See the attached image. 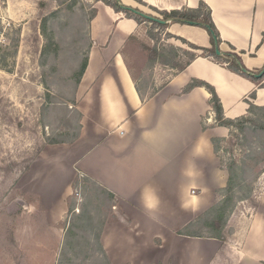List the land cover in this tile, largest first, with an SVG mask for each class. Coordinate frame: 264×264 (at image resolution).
<instances>
[{
    "label": "crops",
    "instance_id": "crops-1",
    "mask_svg": "<svg viewBox=\"0 0 264 264\" xmlns=\"http://www.w3.org/2000/svg\"><path fill=\"white\" fill-rule=\"evenodd\" d=\"M120 1L143 13L184 11L204 3L220 35L219 56L232 51L248 70H264V0ZM166 22L161 24L173 23L192 37L200 36L197 41L189 38L193 45L212 46L206 28ZM89 30L93 45L79 87L81 91L87 87L86 97L79 100L81 144L60 160L66 176L89 177L117 199L114 208L122 219L108 222L101 237L111 263L150 264L141 256L160 249L168 260L174 247L193 240L214 242L210 257L219 255L221 241L177 233L212 208L217 192L226 186L228 173L220 167L212 138H227L229 129L216 125L211 94L205 88L183 92L194 79L210 84L225 116L235 119L247 114L249 101L264 106V80L252 81L225 63L199 56L149 93L142 76L138 85L123 54L129 37L142 35L141 23L101 2ZM261 194L237 264H264V188Z\"/></svg>",
    "mask_w": 264,
    "mask_h": 264
},
{
    "label": "rangeland",
    "instance_id": "rangeland-1",
    "mask_svg": "<svg viewBox=\"0 0 264 264\" xmlns=\"http://www.w3.org/2000/svg\"><path fill=\"white\" fill-rule=\"evenodd\" d=\"M101 2L104 3L0 0V264H95L94 257L100 253L95 239L97 224L122 219L114 208L116 197L109 200L107 193L86 180V176L71 173L68 177L61 168V157L67 152L72 154L81 144L83 113L79 103L81 97H86L87 87L79 89V74L89 60L93 45L89 26ZM149 11L144 13L164 20L160 13ZM140 23L142 35L136 38L156 45L159 51L176 59L179 66L189 61L186 51L198 56L213 55L212 51L195 50L189 41L194 36L184 33L181 26H159L145 18ZM199 39L197 36L193 40ZM123 54L138 85L142 76L140 80L147 82L149 93L179 72L161 64L150 67L139 45L132 41L126 43ZM230 154H224L225 162L230 160ZM235 155L240 156V166H245L242 160L247 152L237 148ZM68 167L76 168L73 164ZM256 172L260 174L250 188L260 204L264 172ZM243 186L248 189L247 183ZM221 194L222 191L217 192L214 205ZM89 202L92 203L88 209L95 217L93 225L85 227L87 221H76L78 228L69 232L74 214H79ZM256 210L248 203L234 208L225 230V257L219 253L211 258L212 241L199 231L203 236L199 238L209 241L178 244L168 260L163 249L160 253L144 254L141 259L150 264H237ZM206 212L196 219L195 224L202 220L197 223L199 228L207 220Z\"/></svg>",
    "mask_w": 264,
    "mask_h": 264
},
{
    "label": "trees",
    "instance_id": "trees-1",
    "mask_svg": "<svg viewBox=\"0 0 264 264\" xmlns=\"http://www.w3.org/2000/svg\"><path fill=\"white\" fill-rule=\"evenodd\" d=\"M102 1L105 4L111 6L116 12L124 13L127 17L135 19L138 23H140V20L143 18L140 15H136L135 13L131 12L130 10H123L120 2H118L117 0H114V3H111L109 0ZM157 12L159 11L157 10ZM160 13L163 15L165 21L173 20V22L193 24L206 28L211 34L212 46L210 48H204L194 45L192 46L195 50L213 52V55L205 57L211 58L212 61L218 64H228V68L231 71L240 74L252 81L261 82L264 80V76L261 79H257L255 77V75L260 74L261 71L252 72L248 70L243 65L240 56H238L237 54L230 52L225 53L224 56H219L216 53V43H221L220 35L212 20L210 9L204 3H200L199 7L196 9H187L184 11L177 10L170 13ZM95 15L96 12H94L92 19L95 17ZM156 23L159 24V26H164L157 21ZM131 41L133 42V44H136L137 46L139 45V51H141L142 54L147 58V62L150 67L161 64L164 66L176 68L179 72H182L192 63V61L199 57L194 52L186 51L185 54L189 56V61L185 65L179 66L176 59H171V57L164 51H159V48L156 45L151 46L150 44L143 43L134 36L129 37L128 42ZM0 66L2 65L0 64ZM87 66L88 60L85 61L81 68L79 79H82ZM242 69H247L248 74L243 73ZM198 87L205 88L211 94L209 104L212 107L213 112L215 113L216 125L229 129L230 138H212V144L215 154L221 161L222 169H224L228 173V181L226 187L221 190L222 196L220 200L210 210H208L209 212L207 211L205 213V217H207V220H205V224L201 228H199L197 223L202 221L201 219H199L196 224V221H194L192 224L179 231L178 234L187 237H203L198 234V232L201 231L202 234H206L208 238L218 240L223 243V245H221L219 253L221 254V256L225 257V230L227 229L228 220L233 213L236 205H238L239 203H248L255 209L259 208V200H256V196L254 195L253 190L250 188V186L255 182L258 174H260L256 172V170L260 169L261 172H264V106H257L254 101H249V108L246 115L239 118L230 119L225 116L220 98L218 97L215 88L210 84L194 79L187 85L183 93H189L190 91ZM136 89L139 93L140 90L138 86L136 87ZM251 98L252 100H255L257 98L256 93H253L251 95ZM81 128L82 127L80 126L79 129ZM51 143L59 142L52 141ZM237 148L241 149L244 152H247V155L243 156L244 158L242 160L243 165L245 166L241 167L239 164L240 156L235 155V151ZM226 153H231V157L228 162H225L224 159V154ZM245 158L247 159L245 160ZM250 176H252L253 179L249 180L248 177ZM86 180L101 187L102 191L107 193L109 200H115V195L112 192L102 187L89 177H86ZM244 183H247L248 189L246 190H244ZM90 203L92 202H89V204L84 206V209L80 211L81 214H76L74 212L76 218L72 221L71 226L69 227V232L72 233L74 229L78 228L77 224L79 221H87L88 224L85 227L93 225L92 223L95 221V217L91 214L92 212L90 211V208L88 209ZM73 211L74 208H72L71 214H73ZM76 221L78 222L76 223ZM97 225L99 228V232L95 236V239L97 241L96 244L99 248L100 253L94 257L95 261H93V263L111 264L110 259L105 252L103 245L101 244V237L105 227V222ZM194 227H197L196 230H194ZM64 258H66V256ZM64 261L65 260L63 259V262Z\"/></svg>",
    "mask_w": 264,
    "mask_h": 264
},
{
    "label": "water",
    "instance_id": "water-1",
    "mask_svg": "<svg viewBox=\"0 0 264 264\" xmlns=\"http://www.w3.org/2000/svg\"><path fill=\"white\" fill-rule=\"evenodd\" d=\"M117 1H120V0H117ZM122 9H123V10H130L131 12H133V13H135V14H137V15H140V16H142L143 18H146V19L151 20V21H157V22H160V23H162V24L167 23V22L164 21V20H159V19H157V18H153V17H151V16H149V15H147V14H144L143 12L138 11V10H136V9H134V8H131V7L122 6ZM216 49H217V50H216V53H217L218 55H222V54H223V53L221 52L220 48H219V44H218V43H216ZM242 71H243V73L248 74L247 69H242ZM263 76H264V70H263L260 74L255 75V77H257V78H261V77H263Z\"/></svg>",
    "mask_w": 264,
    "mask_h": 264
}]
</instances>
